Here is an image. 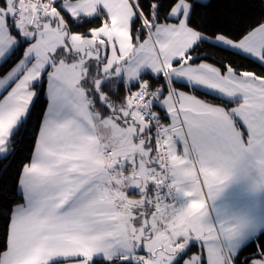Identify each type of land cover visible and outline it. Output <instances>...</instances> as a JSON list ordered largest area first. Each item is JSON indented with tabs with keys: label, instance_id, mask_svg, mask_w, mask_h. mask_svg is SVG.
<instances>
[{
	"label": "snow or ice",
	"instance_id": "obj_1",
	"mask_svg": "<svg viewBox=\"0 0 264 264\" xmlns=\"http://www.w3.org/2000/svg\"><path fill=\"white\" fill-rule=\"evenodd\" d=\"M197 7L0 0V159L47 105L0 185V264H264V73L196 62L264 67V17L237 35Z\"/></svg>",
	"mask_w": 264,
	"mask_h": 264
},
{
	"label": "trees",
	"instance_id": "obj_2",
	"mask_svg": "<svg viewBox=\"0 0 264 264\" xmlns=\"http://www.w3.org/2000/svg\"><path fill=\"white\" fill-rule=\"evenodd\" d=\"M161 3L167 6L168 0H161ZM198 7L196 9L197 19L204 22L208 27H215L223 22L226 25V31L239 34L247 30L248 26L260 21L264 17V0H197ZM199 54L207 61L217 67H221V61L238 67L241 71H252L256 74L264 73V67L253 57L246 54H237L231 51H225L218 47H213L207 43L202 44ZM15 60V57L12 58ZM12 61H9L11 65ZM4 67H8L5 65ZM0 68V73L3 72ZM177 87L185 91H191L187 87H182L178 82ZM45 88H42L40 95L33 102L31 115L25 126L23 138L16 137L17 143L14 145V153L7 159H0V185L11 188L14 184L20 168L28 162V158L32 152L33 141L37 125L42 117V113L46 110V97L44 95ZM199 98L212 103H221L218 97L209 95L201 91L194 93ZM12 197L0 198V207H7L11 203ZM4 221L0 218V247L4 244Z\"/></svg>",
	"mask_w": 264,
	"mask_h": 264
},
{
	"label": "crops",
	"instance_id": "obj_3",
	"mask_svg": "<svg viewBox=\"0 0 264 264\" xmlns=\"http://www.w3.org/2000/svg\"><path fill=\"white\" fill-rule=\"evenodd\" d=\"M200 1H207V0H200ZM246 55H248V54H246ZM256 59V58H255ZM200 62H206V63H209V62H207V61H199V62H197V63H200ZM209 64H211V63H209ZM180 90H182V89H180ZM182 91H185V90H182ZM187 92V91H186ZM198 97V96H197ZM199 98V97H198ZM201 99V98H200Z\"/></svg>",
	"mask_w": 264,
	"mask_h": 264
},
{
	"label": "rangeland",
	"instance_id": "obj_4",
	"mask_svg": "<svg viewBox=\"0 0 264 264\" xmlns=\"http://www.w3.org/2000/svg\"><path fill=\"white\" fill-rule=\"evenodd\" d=\"M249 55V54H248ZM250 56V55H249ZM252 57V56H251ZM254 58V57H253Z\"/></svg>",
	"mask_w": 264,
	"mask_h": 264
}]
</instances>
